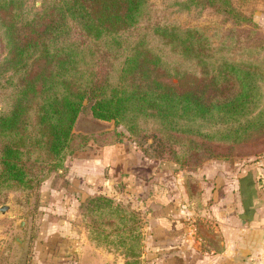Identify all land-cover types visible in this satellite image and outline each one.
Wrapping results in <instances>:
<instances>
[{
	"label": "trees",
	"instance_id": "obj_1",
	"mask_svg": "<svg viewBox=\"0 0 264 264\" xmlns=\"http://www.w3.org/2000/svg\"><path fill=\"white\" fill-rule=\"evenodd\" d=\"M28 1L0 0V190L33 186L40 151L58 168L122 141L73 134L85 103L94 118L152 137L186 172L264 139V70L230 59L199 28L166 21L150 0ZM204 1L236 16L230 0L177 5ZM81 209L96 233L125 222L107 196Z\"/></svg>",
	"mask_w": 264,
	"mask_h": 264
},
{
	"label": "crops",
	"instance_id": "obj_2",
	"mask_svg": "<svg viewBox=\"0 0 264 264\" xmlns=\"http://www.w3.org/2000/svg\"><path fill=\"white\" fill-rule=\"evenodd\" d=\"M122 143L73 155L70 220L59 216L65 230L38 235L32 264H113L78 215L80 202L95 194L136 199L148 225L141 264H264V157L214 158L180 169V178L152 169L137 182L133 168L144 159L132 160Z\"/></svg>",
	"mask_w": 264,
	"mask_h": 264
},
{
	"label": "rangeland",
	"instance_id": "obj_3",
	"mask_svg": "<svg viewBox=\"0 0 264 264\" xmlns=\"http://www.w3.org/2000/svg\"><path fill=\"white\" fill-rule=\"evenodd\" d=\"M150 1L161 11L166 21L181 28H199L209 37L212 46L219 48L223 53H228L230 59L245 60L253 67H261V70H264V0H230L236 16L219 11L205 1L190 4L188 8L179 7L177 3L190 2V0ZM28 5H34L39 9L40 0H29ZM3 55V47L0 43V58ZM185 79L189 82L192 77L187 75ZM176 81V78L171 79L172 83ZM84 105L73 125V134L96 136L99 141L123 140L122 145L124 149H127V156H131L134 161L136 156L138 160L139 157L145 160L140 161L144 162V166L139 167L140 163L136 167L132 166L137 182L140 175L145 176L152 169L161 173L170 170L172 175L170 177L180 178V167L170 155L171 153L161 154L160 144L154 142L152 137L146 138L143 134L137 137L131 136L124 125H118L113 120L94 118L89 109L90 104ZM153 143L155 145L149 149V145ZM166 147V152L170 151L168 146ZM226 147L223 144L218 146L221 149ZM178 148V146L173 147L176 151ZM155 150L158 154L154 153ZM87 151L88 149L82 154ZM132 152H134L133 155ZM39 154H41L42 164L36 165V168L41 172L33 186L25 189L0 190V205L4 203L10 205V211L0 216V264H32L34 242L38 235L43 232L52 233L58 228L65 230L67 224L57 223L59 216L64 220H70L71 212L68 208L71 206V200L65 192L71 180L69 161L73 156H67L61 167L51 168L49 157L42 155L41 151ZM233 157H264V139L237 146L233 153L225 158ZM44 174L46 176L42 178ZM131 178L135 181L134 177ZM107 197L113 200L114 206L122 210L118 216L123 217L125 222L120 225L110 220V225L103 232H94L90 235L102 240L106 249L111 252L109 261L113 264H141L139 257L142 252L145 253L144 233H147L148 227L143 220V210L138 208L139 204L133 196L124 195L119 201L116 200L117 198ZM77 211L82 225L89 229L90 218L81 209V202ZM114 214L116 216V211ZM17 236L20 237L21 244L15 241ZM145 261L146 257L143 258V262Z\"/></svg>",
	"mask_w": 264,
	"mask_h": 264
},
{
	"label": "water",
	"instance_id": "obj_4",
	"mask_svg": "<svg viewBox=\"0 0 264 264\" xmlns=\"http://www.w3.org/2000/svg\"><path fill=\"white\" fill-rule=\"evenodd\" d=\"M10 211V205L8 203H4L2 205H0V216L6 214L7 212ZM15 241L19 244H21V239L20 237H15Z\"/></svg>",
	"mask_w": 264,
	"mask_h": 264
}]
</instances>
